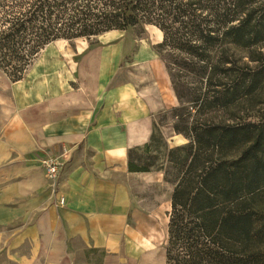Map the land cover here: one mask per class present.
<instances>
[{"label": "trees", "instance_id": "obj_1", "mask_svg": "<svg viewBox=\"0 0 264 264\" xmlns=\"http://www.w3.org/2000/svg\"><path fill=\"white\" fill-rule=\"evenodd\" d=\"M148 27L163 35L179 103L167 115L188 140L157 168L173 185L167 262L264 264V113L234 114L264 92V0H0V71L19 82L55 42ZM140 149L130 173L151 172L132 159Z\"/></svg>", "mask_w": 264, "mask_h": 264}, {"label": "crops", "instance_id": "obj_2", "mask_svg": "<svg viewBox=\"0 0 264 264\" xmlns=\"http://www.w3.org/2000/svg\"><path fill=\"white\" fill-rule=\"evenodd\" d=\"M126 59L104 45L68 82L37 68L0 79V264H168L169 220L159 234L158 211L135 205L129 152L179 103L154 48Z\"/></svg>", "mask_w": 264, "mask_h": 264}, {"label": "rangeland", "instance_id": "obj_3", "mask_svg": "<svg viewBox=\"0 0 264 264\" xmlns=\"http://www.w3.org/2000/svg\"><path fill=\"white\" fill-rule=\"evenodd\" d=\"M162 41L163 35L152 27H148L144 33L136 31L112 32L91 40L78 39L74 42L61 40L42 51L28 73L32 69L37 68L53 77L58 76V79L63 80V82H68L72 78L69 71L71 68L74 69V63H80L87 52L96 50L104 45H109L123 52L124 57H127L124 64H129L132 59L134 60L138 52L144 47L154 48L158 53V57L163 60L157 47ZM1 78L8 79L2 71H0ZM134 79L136 82L141 81L142 76L139 72H135ZM146 79L147 77H143V80ZM167 111H163L156 116V142L151 151H146L143 146L132 155L135 163L140 167H147L151 171L150 173H138L131 180L132 198L135 205L140 206L146 213L158 211L159 234H162L164 219L167 217L169 220L168 212L171 210L170 200L173 185L165 181L164 172L157 171V168L170 159V150L188 143V140L183 135H177L173 131V121L167 115ZM235 113L240 118L245 120L251 118L252 121H255L253 118L259 117L264 113V92L237 108L234 111ZM226 116L228 117L229 114ZM168 207L169 211L166 212Z\"/></svg>", "mask_w": 264, "mask_h": 264}, {"label": "built area", "instance_id": "obj_4", "mask_svg": "<svg viewBox=\"0 0 264 264\" xmlns=\"http://www.w3.org/2000/svg\"><path fill=\"white\" fill-rule=\"evenodd\" d=\"M44 165L46 167L48 179L51 185L56 188L58 186L60 163L58 161L49 159L48 161H45ZM64 204V200H61V205Z\"/></svg>", "mask_w": 264, "mask_h": 264}]
</instances>
